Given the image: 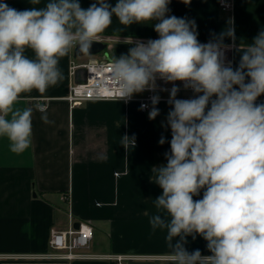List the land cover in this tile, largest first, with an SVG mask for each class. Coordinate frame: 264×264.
Segmentation results:
<instances>
[{"label":"clouds","instance_id":"9594fccd","mask_svg":"<svg viewBox=\"0 0 264 264\" xmlns=\"http://www.w3.org/2000/svg\"><path fill=\"white\" fill-rule=\"evenodd\" d=\"M170 2L116 0L113 6L94 0L84 8L80 0H47L43 7L30 0L32 7L18 10L0 0V138L14 154L29 149L33 110L18 106L22 95L55 86L63 78L60 60L73 48L88 54L113 16L124 26L155 21L158 38L134 41L112 58L110 69L124 102L156 92L158 80L173 85L162 124L171 129L167 163L151 168L150 180L162 193L154 198L150 226L166 230L173 264H264V102L257 103L264 95V30L236 48L241 55L234 68L224 60L232 47L225 38L236 40L233 21L201 43L195 20L169 15ZM176 82L193 98L178 99ZM150 100L148 118L154 120L160 96ZM121 137L125 149L135 147V135ZM197 236L209 255L186 249L187 238Z\"/></svg>","mask_w":264,"mask_h":264},{"label":"crops","instance_id":"0c3cea01","mask_svg":"<svg viewBox=\"0 0 264 264\" xmlns=\"http://www.w3.org/2000/svg\"><path fill=\"white\" fill-rule=\"evenodd\" d=\"M231 12L222 11L220 0H171L169 15L195 20L198 40L207 43L219 35L228 22L235 28V67L239 45L246 46L264 30V0H229ZM10 7H32L30 0H6ZM40 0L36 7H43ZM94 0H80L87 8ZM115 4L116 0H110ZM155 21L112 24L101 34L108 41L104 53L75 57V48L62 58V79L44 92L33 90L22 95L21 108H32V143L22 154L9 150L0 138V264H112L107 259L53 260L39 258L51 252L53 229L65 230L71 224L87 223L94 230L88 255H118L126 264H173L172 250L165 241L166 230H152L150 219L157 214L154 198L162 193L151 182L153 166L166 164L171 129L162 126L171 110L167 101L156 107L160 114L148 118L138 102L90 101L71 108L66 97L71 82L70 68L89 60L111 59L126 54L131 44L120 38L157 39ZM226 45H233L225 38ZM30 58L31 50L26 52ZM234 67V68H235ZM189 95L181 92L177 98ZM169 97V93L166 94ZM264 102V95L257 103ZM42 106H45L44 108ZM46 115L48 122L42 120ZM124 134L135 135V147L121 145ZM163 145L159 144L161 137ZM200 196L195 199L202 198ZM189 252L199 249L209 255L207 242L200 236L188 237Z\"/></svg>","mask_w":264,"mask_h":264},{"label":"built area","instance_id":"2783aa9c","mask_svg":"<svg viewBox=\"0 0 264 264\" xmlns=\"http://www.w3.org/2000/svg\"><path fill=\"white\" fill-rule=\"evenodd\" d=\"M220 8L222 11L231 12L233 9V3L229 0H220ZM144 41L149 39L137 38V37H126L120 38L119 41L128 43L133 46L134 41ZM108 38L99 35V38L95 42L105 43ZM232 45V44H231ZM235 47L227 48L224 50L225 63L231 62L232 66L235 67ZM111 59H96L89 60L82 64H73L70 68L71 77H75L76 71L80 68L86 70V81L81 84L71 82L69 86V93L66 100L69 102L71 108L80 107L86 102L90 101H121L117 98L118 86L112 81L110 76ZM157 91H144L143 93L134 94L132 99L126 103L138 102L139 105L147 104L148 108L142 110L148 112L151 110L150 97L153 95H159L160 101H168L166 94L170 93V89L173 87L172 84L166 83L162 80L157 81ZM176 85L180 88L181 92L188 93L189 95L180 97L178 99H189L193 98L194 93L191 89H184L181 82H176ZM124 102V101H123ZM43 108L45 106H42ZM94 238V230L91 225L87 223H80L79 228L76 229L73 224L68 229L51 231L49 245L51 252L40 256L39 258H47L53 260H78V259H107L112 264H126L129 258L118 255H88L83 253L90 249L91 242Z\"/></svg>","mask_w":264,"mask_h":264},{"label":"water","instance_id":"95a60500","mask_svg":"<svg viewBox=\"0 0 264 264\" xmlns=\"http://www.w3.org/2000/svg\"><path fill=\"white\" fill-rule=\"evenodd\" d=\"M107 48V44L102 42H95L92 44V47L90 49V52L88 54L81 53L78 51V49H75V57L81 58V57H93L98 56L105 52ZM86 81V70L84 68H80L76 71L75 74V82L77 84L84 83ZM79 223L75 225V228H79Z\"/></svg>","mask_w":264,"mask_h":264}]
</instances>
